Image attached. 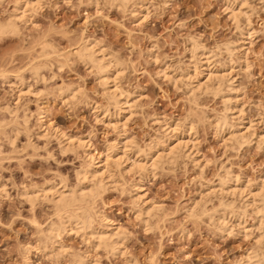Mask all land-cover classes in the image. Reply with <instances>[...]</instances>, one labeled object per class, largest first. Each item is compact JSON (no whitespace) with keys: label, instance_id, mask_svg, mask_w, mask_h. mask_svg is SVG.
Wrapping results in <instances>:
<instances>
[{"label":"rangeland","instance_id":"rangeland-1","mask_svg":"<svg viewBox=\"0 0 264 264\" xmlns=\"http://www.w3.org/2000/svg\"><path fill=\"white\" fill-rule=\"evenodd\" d=\"M15 1L0 2V264H264V0H30L11 31ZM88 41L106 78L84 58ZM116 95L132 107L118 110ZM158 138L181 144L144 174L131 158L145 162ZM116 140L122 162L110 160L88 207L119 249L76 227L54 244L59 212L40 189H72ZM225 170L240 180L221 189ZM245 182L262 194L255 207Z\"/></svg>","mask_w":264,"mask_h":264},{"label":"bare ground","instance_id":"bare-ground-1","mask_svg":"<svg viewBox=\"0 0 264 264\" xmlns=\"http://www.w3.org/2000/svg\"><path fill=\"white\" fill-rule=\"evenodd\" d=\"M37 1L38 0H36V1H34L36 4H37ZM125 1H127V0H116V2H118L119 4L121 3V4H123V3H125ZM0 2H2V0L0 1ZM33 2V1H32ZM33 2V4H35ZM238 2V1H237ZM243 2V1H242ZM15 3H16V7L14 6L13 8H14V11L12 10V12L13 13H11V14H9L11 17H9V18H11V19H9L8 21H7V23H5L6 24V28L8 27V29H12V30H16V28H17V23H16V19L17 18H19V19H21L20 18V15H22V17L24 16L23 14H25V11H26V7H27V5L29 6V4H30V6L32 5L33 6V4H31L30 3V0H16L15 1ZM236 3V2H235ZM241 3V2H240ZM120 4V5H121ZM231 5H230V7H228L229 9H230V11L232 12V13H234L235 15H236V13H238V11L236 12V7L235 6H232L233 4L232 3H230ZM31 6V7H32ZM36 6V5H35ZM137 6V5H136ZM228 6H229V4H228ZM240 6V5H239ZM241 7V6H240ZM29 8V7H28ZM239 11H242V9H238ZM243 13V12H242ZM233 14V15H234ZM5 26V25H4ZM1 28V27H0ZM18 29V28H17ZM4 30V29H3ZM11 30V31H12ZM19 30V29H18ZM247 32V31H246ZM249 32V31H248ZM242 34V33H241ZM233 43V42H232ZM92 45V44H91ZM200 45V44H199ZM201 46V45H200ZM199 46V47H200ZM81 47H83V54H84V58L86 57L87 58V60H88V62L90 63L91 62V65H94V66H96L102 73H103V77H105L106 78V66L103 64V60H102V58L101 57H99L98 56V52H97V49H95L96 47L95 46H89V41H88V43L87 44H85L84 43V45L83 46H81ZM227 47V46H226ZM196 48V47H195ZM194 48V49H195ZM198 48V47H197ZM196 48V49H197ZM202 48H203V46H202ZM201 48V49H202ZM204 48H206V47H204ZM235 48V47H234ZM199 50L198 51H200V48H198ZM228 49H229V47H228ZM204 50V49H203ZM202 50V51H203ZM234 50V49H233ZM232 50V51H233ZM103 51V50H102ZM206 51V50H205ZM81 52V51H80ZM194 52H196L195 50H194ZM228 52H231V49L230 50H228ZM198 53V52H197ZM82 53H81V55H83ZM194 54V53H193ZM200 55V57H201V53L199 54ZM208 55V54H207ZM209 55H211V54H209ZM103 56V55H102ZM205 56V55H204ZM229 56V55H228ZM207 59V58H206ZM205 59V60H206ZM102 60V61H101ZM198 60V59H197ZM226 60V59H225ZM84 61V60H83ZM199 61V60H198ZM202 61V60H201ZM208 62L210 61V60H207ZM204 62V61H203ZM87 64V63H86ZM201 64V63H200ZM105 66V67H104ZM93 67V66H92ZM108 68V67H107ZM109 69V68H108ZM165 70V69H164ZM195 70V69H194ZM108 71V70H107ZM109 73V72H108ZM118 73V72H117ZM186 73V72H185ZM210 73V72H209ZM105 74V75H104ZM186 74H188L187 76H189L190 77V79L192 80V81H194L192 78H194L195 76L194 75H192V74H190V72H188V73H186ZM220 74V73H219ZM108 75V74H107ZM208 75V74H207ZM194 76V77H193ZM224 76V75H223ZM20 77V76H19ZM108 77V76H107ZM183 77V76H182ZM186 77V76H185ZM209 79L210 78H218L219 79V76L217 75V73H216V75L212 72V74H209ZM111 78V77H110ZM114 78V77H113ZM184 78V77H183ZM220 78H222V77H220ZM24 79V78H23ZM101 79V78H100ZM194 79H197V78H194ZM208 79V80H209ZM22 80V79H21ZM204 80V79H203ZM211 80V79H210ZM209 80V81H210ZM24 81V80H23ZM102 82L104 81V80H101ZM219 81H220V79H219ZM106 83H108V78H107V81H105ZM201 82V81H200ZM199 82V83H200ZM15 83V82H14ZM116 83V82H115ZM190 83H191V81H190ZM198 83V85L197 86H194V88H197L198 89V86H201L202 85V83H200L199 84ZM204 83V82H203ZM10 84V83H9ZM105 84V83H104ZM189 84V83H188ZM193 84V83H192ZM192 84H189L190 86L192 85ZM23 85V84H22ZM204 85V84H203ZM206 85H208V84H206ZM232 85V84H231ZM19 86V85H18ZM114 86H116V85H114ZM213 86V85H212ZM73 87V86H72ZM206 87V86H205ZM210 87V86H209ZM16 88V87H15ZM117 88V87H116ZM190 88V87H189ZM193 88V85H192V87H191V89H194ZM208 89V88H207ZM24 90V89H23ZM110 90V89H109ZM190 90V89H189ZM69 91H71V90H69ZM75 91H77V90H75ZM203 91V90H202ZM213 91V90H212ZM20 92H22V91H20ZM19 92V93H20ZM25 92V91H24ZM61 92V91H60ZM61 93H63V92H61ZM112 93V92H111ZM121 93H123V92H121ZM113 96V95H112ZM112 98V97H111ZM112 99H114V106L118 109V110H122L123 111V109H124V111H125V108L127 109V108H131L132 107V101H131V103H130V101L129 100H127L126 98H125V100H122V99H120V97H118L117 95L115 96V98L113 97ZM226 99V98H225ZM18 100V99H17ZM226 101V100H225ZM227 102V101H226ZM134 104V103H133ZM122 105H124V106H122ZM226 105V104H225ZM136 106V105H135ZM8 108V107H7ZM136 108V107H135ZM232 109V108H231ZM118 110H116L117 112H118ZM129 110V109H128ZM16 112V111H15ZM14 113V112H13ZM115 113V112H114ZM118 114V113H117ZM103 115V114H102ZM131 115V114H130ZM228 117V116H227ZM40 119V118H39ZM223 119V118H222ZM225 119V118H224ZM102 120V119H101ZM109 120V119H108ZM158 121V120H157ZM226 121V120H225ZM27 122V121H26ZM113 122V121H112ZM165 122V121H164ZM222 123H220V125H218L219 127H220V129L221 128H223V129H221V130H224V129H226L227 127H226V125L225 124H227V123H225L224 122V120L223 121H221ZM167 123V122H166ZM121 124H122V121H121ZM124 124V123H123ZM165 124V123H164ZM166 125V124H165ZM167 125H169L168 123H167ZM228 125V124H227ZM242 125V124H241ZM170 126V125H169ZM168 126V127H169ZM191 126V125H190ZM124 127V126H123ZM163 127V126H162ZM218 127V128H219ZM226 127V128H225ZM55 128V127H54ZM170 128V127H169ZM249 128V127H248ZM166 129V128H165ZM172 129V128H171ZM175 129V128H174ZM251 129V128H250ZM55 130H57V128L55 129ZM169 130V129H168ZM252 131V130H251ZM63 132V131H62ZM62 132L61 133H59V134H62ZM172 132V131H171ZM255 132V131H254ZM56 133H58V132H56ZM237 134V133H236ZM236 134H235V132H234V137L235 138H237V137H240L241 139L242 138H244V136L241 134H238V136H236ZM58 135V134H57ZM63 135V134H62ZM61 135V136H62ZM61 136H57V137H60L61 138ZM66 136V135H65ZM119 136V135H118ZM63 137V136H62ZM264 137V136H263ZM67 138V137H66ZM68 138H70V137H68ZM76 138V137H75ZM64 139V138H63ZM71 139H73V138H70V140ZM161 139V138H160ZM237 139H239V138H237ZM67 140V139H66ZM69 140V139H68ZM69 140V141H70ZM77 140H79V146H81V145H84L85 143H86V140L85 141H83L82 139H80V138H78ZM124 140V139H123ZM158 140H159V138H158ZM180 140V139H179ZM187 140V139H186ZM235 140V139H234ZM59 141V140H58ZM63 141H65V140H63ZM73 141V140H72ZM125 141V140H124ZM160 141V140H159ZM237 141H239V140H237ZM74 142H76V141H74ZM73 142V143H74ZM78 142V141H77ZM76 142V143H77ZM88 142V141H87ZM114 142V141H113ZM112 142V143H113ZM121 142V141H120ZM119 141H115L112 145H110L111 144V142H110V144H108V145H110V146H108L107 148H106V152H104V155H102V157H100V159L97 161L94 157L92 158L91 157V160L89 161V163L87 164V165H85V168H83L82 170H80V171H78V184L75 186V187H73L72 189L71 188H69V189H67V187L65 188V186L64 185H62V186H59L58 188H57V186H55L54 184V186H52V187H50L49 186V188H41L40 189V191L42 192V195L45 193H47V192H50L51 194H52V197H50V200H52L53 202H54V205L56 206V208H57V213L59 214V216H60V218H58V222L59 223H51L50 224V226H48V228H47V233H45L47 236H48V239H51V241L55 244L56 242H59V236H61V231L63 230H66V229H68V228H70V229H74L75 230V227L76 228H78V229H83L86 233V236H88V239H90V241H92V243H94L93 241H97V242H102V244L103 243H105V244H103L104 246H106V247H111L110 248V250L112 249L113 251H117L118 249H119V247H118V244L120 243L119 241H121L120 239V236L121 235H119L118 233H112V232H110L108 229H106V227H109V225L110 224H108V223H104L105 225H103V222L104 221H107V218H105V217H103L102 216V218H101V220L103 221L101 224L105 227V230H103L104 228H103V226H102V230H100V229H98V228H96L95 226H94V220H93V214L91 213V211H90V209H89V207H88V204L92 201V200H94L95 199V197L100 193V189L103 187V185L101 184L102 182H103V178L105 177V174H107L108 172H107V167H109V162H110V160H113L114 158H115V156L118 154V149L120 148V143ZM178 142V141H177ZM187 142V141H186ZM192 142V141H191ZM240 142V141H239ZM264 142V141H263ZM64 143V142H63ZM69 143H71V142H69ZM129 143V142H128ZM128 143H124L125 145L124 146H126ZM188 143V142H187ZM244 143V142H243ZM62 144V143H61ZM87 144V143H86ZM134 144V143H133ZM179 145V147H180V144H181V142L180 143H178ZM184 144H185V142H184ZM75 145V144H74ZM76 145H78V144H76ZM186 145V144H185ZM87 146V145H86ZM169 146V147H168ZM175 146V145H174ZM177 146V147H178ZM83 147V146H82ZM129 147V146H128ZM149 147V149L147 150H144L143 152L144 153H142V154H144V157H145V162H141L140 160H139V158H137V156H134L133 158H131L132 159V164L131 165H134V167H136L137 166V168L138 169H140L141 170V172L142 173H146L148 170H150V168L152 167V165L154 166V165H156L155 163L158 161L157 159H159L160 157H161V155L162 154H164V153H162L163 151H161L160 149L162 148V150H163V148H167V149H169L170 150V153L171 152H175L176 151V149H177V147H173V146H171L170 147V145L168 144V141L167 140H161L159 143H158V145L157 146H148ZM178 147V148H179ZM181 147H182V145H181ZM183 147H184V145H183ZM192 147V146H191ZM84 148H86V147H84ZM165 148V149H166ZM120 150V149H119ZM137 150H140V149H138L137 148ZM141 151H142V149H141ZM165 152V151H164ZM182 152V151H181ZM136 155H137V153L136 152H134ZM160 153H162V154H160ZM177 153V152H176ZM188 154V153H187ZM115 155V156H114ZM119 155V154H118ZM139 155V154H138ZM184 155V154H183ZM186 155V154H185ZM142 156V155H141ZM164 155H162V157H163ZM117 157V156H116ZM161 157V158H162ZM118 158V157H117ZM130 157H127L126 159H129ZM161 158H160V160H161ZM172 158H174V157H172ZM170 160V159H169ZM87 161V160H86ZM116 161L120 164L121 162H122V157L120 156L119 158H118V160L116 159ZM115 161V159H114V162H116ZM154 161V162H153ZM171 161V160H170ZM88 162V161H87ZM116 162V163H117ZM118 163H117V165H118ZM162 163V162H161ZM120 166V165H119ZM121 167V166H120ZM156 167V166H155ZM130 168V167H129ZM133 168V167H132ZM155 169V168H154ZM228 169V168H227ZM127 170V169H126ZM109 171V170H108ZM226 171V170H225ZM228 171V170H227ZM226 171V172H227ZM228 174H226L227 176H224V177H222L221 179H220V177H219V179H220V182H218L219 184H218V186H219V188H223L224 186H227V185H229L230 184V182H231V180H240L238 177L237 178H234V176L232 177V175H231V173H230V171L229 172H227ZM143 174V175H144ZM147 174V173H146ZM108 175H109V173H108ZM142 175V174H141ZM109 177H111V175L109 176ZM87 180L88 182H89V186H88V188H86L85 187V185H84V180ZM106 179V177L104 178V180ZM61 183V182H60ZM112 183V182H111ZM260 185H261V183H259ZM61 185V184H60ZM105 185V184H104ZM244 187H243V189H244V191H246V192H248V194L249 195H251V197L250 198H248L247 200H246V204H247V207L250 205V204H252L253 202L255 203V201L254 200H256V196H258V195H260V194H256V192L254 193V191H252L251 190V187L249 186V185H247V182H245V184L243 185ZM2 187V186H1ZM228 187V186H227ZM27 188V187H26ZM40 188V187H39ZM39 188H38V190H39ZM215 188H217V186L215 187ZM214 188V189H215ZM237 188V187H236ZM240 188V187H239ZM1 189V188H0ZM2 189H3V187H2ZM142 189V188H141ZM220 189V190H221ZM241 189V188H240ZM239 189V191H242V190H240ZM260 189V188H259ZM6 190V189H5ZM5 190H3V191H5ZM24 190V192H22V193H24L25 195H23V196H27L26 198H28L29 200L30 199H32V201H33V198H34V196L32 197V195H31V197H30V193H28L27 191H25V189H23ZM100 190V191H99ZM216 190V189H215ZM225 190V189H224ZM261 190V189H260ZM243 191V192H244ZM7 192V191H6ZM35 192V191H34ZM260 193V192H259ZM38 195V191L35 193V196L37 197V195ZM41 195V194H40ZM141 195V194H140ZM262 195V194H261ZM260 195V196H261ZM45 196V195H44ZM247 196V195H246ZM141 198V197H140ZM136 199V198H135ZM261 201V200H260ZM252 202V203H251ZM259 202V201H258ZM254 203L252 204V205H254ZM260 203V202H259ZM196 204V203H195ZM228 204V203H227ZM256 204V203H255ZM255 206H257V205H254V207ZM75 207H78L80 210H79V212L80 213H73V208H75ZM152 207H156V206H152ZM192 207H194V206H192ZM190 208L189 210H191L190 211V213H192V215H193V212H194V210H195V208L196 207H194V208ZM77 208V209H78ZM261 207H256L255 209H257V210H255L256 212H257V214L259 215V221L260 222H262L263 221V219H264V212L262 211V209H260ZM76 209V208H75ZM151 209V208H150ZM143 210V209H142ZM263 210H264V208H263ZM77 211V210H76ZM254 211V212H255ZM263 212L262 214L260 213V212ZM145 213H150V210L147 208L145 211H144ZM143 212V213H144ZM155 212V211H154ZM218 212V211H217ZM226 212V211H225ZM201 213V212H200ZM96 214V213H95ZM101 214V213H100ZM198 214V213H197ZM223 214V213H222ZM231 214V213H230ZM261 214V215H260ZM224 215V214H223ZM58 216V217H59ZM95 217V216H94ZM94 219H96V218H94ZM223 220H224V218H222ZM222 220V222L224 223L223 225H225L226 227H227V225H226V221H223ZM220 221V220H219ZM258 221V220H257ZM57 222V221H56ZM108 222V221H107ZM245 222V221H244ZM264 224V223H263ZM49 225V224H48ZM229 227V226H228ZM229 229V228H228ZM77 230V229H76ZM225 230V229H224ZM246 230V229H245ZM71 232V231H70ZM80 232V231H79ZM47 236H46V238H47ZM122 242V241H121ZM60 243V242H59ZM98 243V245H100ZM61 244V243H60ZM94 244H96V243H94ZM51 245V244H50ZM59 245V244H58ZM53 246V245H52ZM61 246V245H60ZM60 246H55L56 247V249H59V247ZM48 250V249H47ZM51 250V249H50ZM111 250V251H112ZM59 250H57L56 252H58ZM62 251H64V249L62 250ZM62 251H60V254L61 253H63ZM58 254V253H57ZM80 255V254H79ZM259 255V254H258ZM82 256V255H81ZM80 256V257H81ZM256 256V255H255ZM253 257V258H257V257ZM77 258H79V257H77ZM85 258V257H84ZM84 258L82 257L80 260L78 259V264H86V263H84L85 262V260H86V258H85V260H84ZM249 258V257H248ZM251 258V257H250ZM260 257H258V259H259ZM261 258H262V256H261ZM249 260V259H248ZM252 261V260H251ZM260 261H261V259H260ZM260 261H258V262H255V263H258V264H260ZM262 262V261H261Z\"/></svg>","mask_w":264,"mask_h":264}]
</instances>
